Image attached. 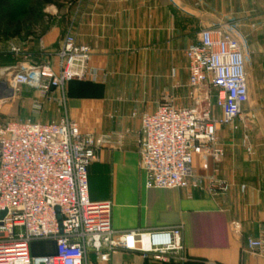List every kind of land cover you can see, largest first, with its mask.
Wrapping results in <instances>:
<instances>
[{"label": "crops", "instance_id": "crops-1", "mask_svg": "<svg viewBox=\"0 0 264 264\" xmlns=\"http://www.w3.org/2000/svg\"><path fill=\"white\" fill-rule=\"evenodd\" d=\"M175 1L190 15L170 0H71L64 10L53 11L51 24L30 38L23 53L32 64L53 68L62 37L70 32L77 44L90 48L97 78L66 84L63 109L58 92L45 97L25 86L18 92L8 87L25 57L7 48L0 52V126L9 121L57 122L65 110L82 133L107 139L88 167L87 179L92 202L112 203L113 231L181 225L186 261L170 264H264V257L246 245L264 236V0ZM232 23L245 36L243 52L249 58L244 122L218 128L221 164L202 171L196 158L193 165L198 176H214L225 189L216 197L206 191L146 189L135 146L140 116L155 111L163 96L181 108L177 97L189 90L186 48L197 43L202 30ZM213 113L220 116L215 108ZM245 135L250 153L242 147ZM116 138L123 141L119 149ZM30 254L53 256L55 243L32 242ZM86 262L100 264L91 253ZM108 264L154 263L121 250Z\"/></svg>", "mask_w": 264, "mask_h": 264}, {"label": "built area", "instance_id": "built-area-1", "mask_svg": "<svg viewBox=\"0 0 264 264\" xmlns=\"http://www.w3.org/2000/svg\"><path fill=\"white\" fill-rule=\"evenodd\" d=\"M170 2L190 15L175 0ZM244 42L238 23L202 30L197 43L184 52L193 105L178 108L171 97L163 96L155 111L140 116L135 146L146 189L206 191L213 197L225 189L214 176H198L193 165L196 158L202 171L221 164L218 128L244 122L249 61ZM11 52L16 55L18 50ZM55 58L53 68L20 63L8 87L18 92L25 86L45 97L58 92V105L65 109V85L94 81L97 73L90 66V48L77 44L70 32L63 36ZM106 142L82 133L65 110L57 122L9 121L0 126V264H87L90 253L100 264H108L121 250L139 253L154 264L186 261L181 225L115 232L112 203L90 200L87 169ZM122 144L116 138L118 149ZM249 145L245 135L246 153ZM231 228L234 233L239 230L236 224ZM49 240L55 243L53 256L30 254L32 242ZM246 245L264 257V236Z\"/></svg>", "mask_w": 264, "mask_h": 264}, {"label": "rangeland", "instance_id": "rangeland-1", "mask_svg": "<svg viewBox=\"0 0 264 264\" xmlns=\"http://www.w3.org/2000/svg\"><path fill=\"white\" fill-rule=\"evenodd\" d=\"M49 2V4L45 5L43 3V0L28 1V5L32 7L35 12L40 14L41 19L36 20L34 17L28 18V21L24 23L20 36L16 38L2 39V41L0 42V52L5 51L8 48L9 52L12 55H15L11 52V49L13 48L18 50V53L15 56L20 57L23 54V56L21 57H25L22 59V63L30 61L26 53H23L24 47L26 46L28 41L31 40L30 38H34V36L42 33L51 24L52 12L55 10H58L59 12L64 10L65 6H67L71 2V0H49ZM191 94L192 92L190 90H187L178 95L177 98L179 99L180 107H190L193 105L194 95ZM35 244L37 246L39 245V242Z\"/></svg>", "mask_w": 264, "mask_h": 264}, {"label": "trees", "instance_id": "trees-1", "mask_svg": "<svg viewBox=\"0 0 264 264\" xmlns=\"http://www.w3.org/2000/svg\"><path fill=\"white\" fill-rule=\"evenodd\" d=\"M29 0H0V42L20 36L28 18L41 19L40 14L28 5ZM49 4V0H43Z\"/></svg>", "mask_w": 264, "mask_h": 264}, {"label": "water", "instance_id": "water-1", "mask_svg": "<svg viewBox=\"0 0 264 264\" xmlns=\"http://www.w3.org/2000/svg\"><path fill=\"white\" fill-rule=\"evenodd\" d=\"M9 97H10V96H9ZM2 216H3V214L0 215V217H2Z\"/></svg>", "mask_w": 264, "mask_h": 264}]
</instances>
